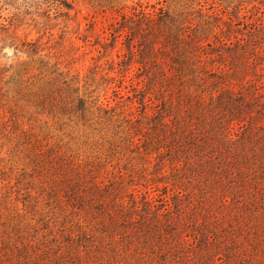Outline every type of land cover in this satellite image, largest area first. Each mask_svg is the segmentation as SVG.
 <instances>
[{
  "label": "trees",
  "instance_id": "16d2710c",
  "mask_svg": "<svg viewBox=\"0 0 264 264\" xmlns=\"http://www.w3.org/2000/svg\"><path fill=\"white\" fill-rule=\"evenodd\" d=\"M4 2L16 10L0 22L9 30L28 8ZM44 4L66 17L73 9L67 0L33 7ZM137 6L102 43L114 49L122 37L110 68L118 76L99 83L50 67L60 97L47 98L100 147L88 168L46 165L56 205L0 223V264H264V0ZM109 90L114 104L101 98Z\"/></svg>",
  "mask_w": 264,
  "mask_h": 264
},
{
  "label": "rangeland",
  "instance_id": "374dc122",
  "mask_svg": "<svg viewBox=\"0 0 264 264\" xmlns=\"http://www.w3.org/2000/svg\"><path fill=\"white\" fill-rule=\"evenodd\" d=\"M13 0H7L10 2ZM16 6L27 9L26 14L9 30L0 26V69H4L0 84V223L16 222L24 217L38 216L56 205L52 197L49 173L44 169L51 162H80L88 168L98 150L97 136L77 123L69 114L61 111L59 104L50 97V84L59 78L50 67L78 73L79 79L94 77L103 83L102 77L118 76V70H110L123 57L121 39L114 49L102 47L104 37L109 36V24L121 20V13L130 15L138 3L145 7L157 0H118L109 8L97 0H67L72 3L70 17L56 13L44 4L33 7L38 0H15ZM49 1V0H40ZM126 5L121 12L116 8ZM22 4V5H21ZM27 4L28 6H23ZM149 9V7L147 8ZM16 10L0 0V22L7 24ZM92 24V27H91ZM18 26V39L11 38L14 26ZM37 42L39 52H26L23 41ZM43 63H46L42 65ZM116 66V65H115ZM54 68V69H55ZM137 65L129 70L125 85L136 80ZM105 84V83H104ZM58 87L60 86L57 82ZM114 85V84H112ZM104 86V85H102ZM129 87L122 90L125 103ZM102 93V92H101ZM111 90L101 98L112 104ZM135 103L134 106H137ZM138 108H133L136 112ZM104 166L102 173L112 172ZM110 176V175H109ZM26 205L30 213H26ZM10 230V228H9Z\"/></svg>",
  "mask_w": 264,
  "mask_h": 264
}]
</instances>
